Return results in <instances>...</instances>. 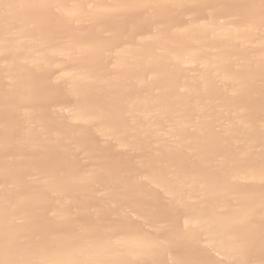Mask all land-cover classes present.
Masks as SVG:
<instances>
[{"label":"bare ground","instance_id":"1","mask_svg":"<svg viewBox=\"0 0 264 264\" xmlns=\"http://www.w3.org/2000/svg\"><path fill=\"white\" fill-rule=\"evenodd\" d=\"M0 264H264L261 0H0Z\"/></svg>","mask_w":264,"mask_h":264},{"label":"snow or ice","instance_id":"2","mask_svg":"<svg viewBox=\"0 0 264 264\" xmlns=\"http://www.w3.org/2000/svg\"><path fill=\"white\" fill-rule=\"evenodd\" d=\"M262 15H264V0H261Z\"/></svg>","mask_w":264,"mask_h":264}]
</instances>
